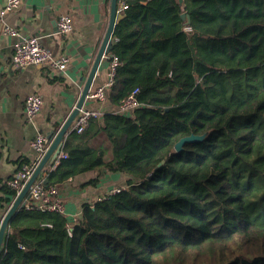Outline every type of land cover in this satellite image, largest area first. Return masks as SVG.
<instances>
[{
	"label": "trees",
	"instance_id": "trees-1",
	"mask_svg": "<svg viewBox=\"0 0 264 264\" xmlns=\"http://www.w3.org/2000/svg\"><path fill=\"white\" fill-rule=\"evenodd\" d=\"M129 5L117 14L109 53L120 66L106 101L138 89L139 106L115 117L105 158L106 114L69 132L66 158L43 171L47 187L99 168L126 174V186L105 196L104 226L91 204L73 222L20 206L0 264H197L208 249L214 264H264V0ZM2 192L9 208L16 191Z\"/></svg>",
	"mask_w": 264,
	"mask_h": 264
},
{
	"label": "crops",
	"instance_id": "crops-1",
	"mask_svg": "<svg viewBox=\"0 0 264 264\" xmlns=\"http://www.w3.org/2000/svg\"><path fill=\"white\" fill-rule=\"evenodd\" d=\"M6 3L7 0H0V7L3 8ZM61 15H68L74 26L69 34H62L59 30ZM137 15L138 8L119 90L139 26ZM109 16L110 0H21L20 8L4 18V23L13 27L19 35H6L3 32L4 23H0V224L8 210L6 196L2 192L4 185L20 169L24 159H35L31 143L37 133L47 135L49 132H58L77 105L106 34ZM30 37L39 38L43 47L55 56L67 55L70 60L67 71L60 73L48 67L34 66L25 70L13 68L11 60L16 44ZM109 55L108 51L99 66L91 91L107 82ZM33 94L41 95L44 104L33 122H28L24 115L25 102ZM118 106L117 102L105 100L99 103L87 98L83 107L99 109L108 115L101 143L103 158L108 153ZM127 180L126 174L99 168L62 183L58 191L66 217L70 222L75 221L83 205L91 204L102 223L106 224L103 200L106 195L124 188Z\"/></svg>",
	"mask_w": 264,
	"mask_h": 264
},
{
	"label": "built area",
	"instance_id": "built-area-1",
	"mask_svg": "<svg viewBox=\"0 0 264 264\" xmlns=\"http://www.w3.org/2000/svg\"><path fill=\"white\" fill-rule=\"evenodd\" d=\"M118 13L129 8V0H117ZM21 6V0H7L6 5L0 7V23H4V18L17 11ZM59 30L62 34H69L74 30V26L68 15H61L58 20ZM187 30V28H186ZM3 32L6 35L17 37L18 32L4 23ZM69 58L67 55L55 56L51 51L43 47L39 38L30 37L16 44L15 52L12 56V67L18 70H25L31 66L34 67H48L54 71L65 73L69 66ZM109 74L107 82L100 88L91 91L88 95V99L95 100L96 102H104L106 100V92L109 90L117 75V70L120 66V61L116 55H109ZM138 89L135 90L127 99L123 100L118 108L117 114L127 113L139 106L137 101ZM43 98L39 94H33L26 99L24 115L28 122H33L37 115L41 112L43 107ZM105 113L99 109H84L82 108L71 125L70 132H76L82 134L89 126L91 119L101 120ZM50 145V141L47 135L43 132H38L36 137L31 143V147L35 152L36 162L33 165L23 164L16 174L7 182L8 186L16 191V197L20 194L27 181L30 179L34 170L39 162L45 156ZM66 154L63 151L58 156L57 161L52 167L46 169H54L61 158H66ZM47 175L43 173V177L40 180H36L29 189L21 207L26 210H37L41 212H56L65 215V208L62 201L59 198V191L57 185H51L47 187L44 183ZM120 189L115 190L119 192Z\"/></svg>",
	"mask_w": 264,
	"mask_h": 264
},
{
	"label": "water",
	"instance_id": "water-1",
	"mask_svg": "<svg viewBox=\"0 0 264 264\" xmlns=\"http://www.w3.org/2000/svg\"><path fill=\"white\" fill-rule=\"evenodd\" d=\"M182 3L183 0H180ZM117 7H118V1L117 0H110V16H109V24L106 31V34L103 38V41L100 45V48L98 50V53L96 55V58L94 60V63L92 65V68L90 70V73L87 77V80L85 82V85L83 87L82 93L80 95V98L78 100L77 105L71 112V114L68 116L62 127L58 132H49L47 134V137L50 141L49 148L45 154V156L42 158V160L37 165L36 169L34 170L33 174L31 175L30 179L25 184L24 188L20 192V194L13 200L10 207L8 208L5 216L3 217L1 224H0V255L3 252V246L6 242L7 235H8V228L11 222L12 217L18 212L22 202L24 201L26 195L29 192V189L34 184L36 180H40L43 177V171L48 168L52 167L55 162L58 159V156L62 152L64 141L66 140L72 123L78 116L80 110L84 107V104L88 98L89 93L92 90V85L95 79V76L97 74V71L99 69V66L103 60V58L106 56V53H108L112 39H113V33L116 25L117 20ZM183 20H187L188 23H190V19L187 17L185 13L181 15ZM209 136V132H206L203 135H191L182 138L178 143L175 145V151L181 152L184 149V146L186 144H191L195 142H203L205 141ZM45 184H48V180H44Z\"/></svg>",
	"mask_w": 264,
	"mask_h": 264
},
{
	"label": "rangeland",
	"instance_id": "rangeland-1",
	"mask_svg": "<svg viewBox=\"0 0 264 264\" xmlns=\"http://www.w3.org/2000/svg\"><path fill=\"white\" fill-rule=\"evenodd\" d=\"M187 31H191V27L187 28ZM210 87H214L213 85H210ZM105 224H103L104 226ZM199 262H197V264H214L215 263V259H214V255H213V251L208 249L198 260Z\"/></svg>",
	"mask_w": 264,
	"mask_h": 264
}]
</instances>
